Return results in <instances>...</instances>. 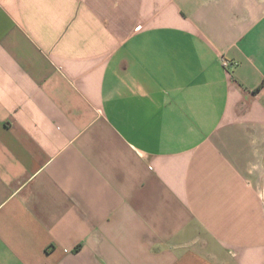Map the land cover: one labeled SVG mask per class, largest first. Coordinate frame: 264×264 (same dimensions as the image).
<instances>
[{"label": "crops", "instance_id": "crops-1", "mask_svg": "<svg viewBox=\"0 0 264 264\" xmlns=\"http://www.w3.org/2000/svg\"><path fill=\"white\" fill-rule=\"evenodd\" d=\"M0 264H264V0H0Z\"/></svg>", "mask_w": 264, "mask_h": 264}, {"label": "built area", "instance_id": "built-area-1", "mask_svg": "<svg viewBox=\"0 0 264 264\" xmlns=\"http://www.w3.org/2000/svg\"><path fill=\"white\" fill-rule=\"evenodd\" d=\"M222 65H223V67H228V66H230V63L226 60H223Z\"/></svg>", "mask_w": 264, "mask_h": 264}]
</instances>
